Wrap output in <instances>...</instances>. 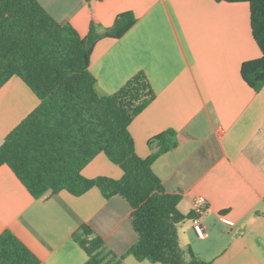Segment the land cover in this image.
Here are the masks:
<instances>
[{
  "label": "crops",
  "instance_id": "obj_1",
  "mask_svg": "<svg viewBox=\"0 0 264 264\" xmlns=\"http://www.w3.org/2000/svg\"><path fill=\"white\" fill-rule=\"evenodd\" d=\"M57 23L85 37L91 23L112 27L130 12L135 24L119 39L98 40L89 70L102 94H113L143 72L155 95L128 126L135 153L156 151L149 140L173 131L176 147L152 171L164 191L181 197L178 210L200 217L177 225L186 257L209 264H264V86L257 92L241 78V65L260 57L251 36L249 6L213 0H36ZM17 77L0 88V145L37 105ZM83 177L120 179L121 169L102 154ZM203 198L199 211L194 200ZM131 208L121 197L105 199L93 188L33 198L11 170L0 167V235L13 234L39 264H85L73 239L83 225L101 238L120 264H155L126 255L137 241ZM232 222L229 225L224 221Z\"/></svg>",
  "mask_w": 264,
  "mask_h": 264
},
{
  "label": "trees",
  "instance_id": "obj_2",
  "mask_svg": "<svg viewBox=\"0 0 264 264\" xmlns=\"http://www.w3.org/2000/svg\"><path fill=\"white\" fill-rule=\"evenodd\" d=\"M213 1L249 6L251 36L261 55L244 62L240 75L257 92L264 86V0ZM135 22L130 12L121 13L111 28L101 30L91 23L81 37L69 24L54 21L36 0H0V88L17 77L38 101L3 139L0 167L7 166L35 199L60 192L80 196L93 188L105 199L123 198L137 234L126 255L137 261L209 264L184 255L177 225L195 214L179 212L181 197L167 194L151 168L160 155L176 147L175 133L149 140V146L157 149L147 158L135 153L128 126L155 97L145 74H135L113 94H102L89 70L95 43L121 38ZM100 154L121 169L120 179L82 176V169ZM73 239L87 256L85 264H120L124 258L107 250L86 225ZM0 264H39V260L4 231Z\"/></svg>",
  "mask_w": 264,
  "mask_h": 264
},
{
  "label": "built area",
  "instance_id": "obj_3",
  "mask_svg": "<svg viewBox=\"0 0 264 264\" xmlns=\"http://www.w3.org/2000/svg\"><path fill=\"white\" fill-rule=\"evenodd\" d=\"M203 204H204L203 198H197L196 200H194L193 207L195 208L196 211H199ZM224 222L231 225V226L233 225L232 222H229L227 220H225ZM192 228H193L194 233L196 234V236L199 239L204 238L205 233H204L203 227L201 225L200 217H194L192 219Z\"/></svg>",
  "mask_w": 264,
  "mask_h": 264
}]
</instances>
